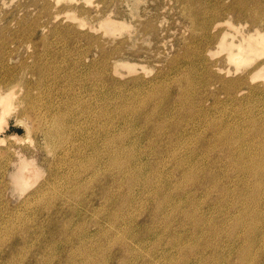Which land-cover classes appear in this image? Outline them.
<instances>
[{
    "label": "rangeland",
    "instance_id": "1",
    "mask_svg": "<svg viewBox=\"0 0 264 264\" xmlns=\"http://www.w3.org/2000/svg\"><path fill=\"white\" fill-rule=\"evenodd\" d=\"M247 1L245 7H241L234 0H0V87L5 89L13 83L15 88L10 116L7 122H3L6 126L1 131L2 136L7 138V144L0 147L1 152L6 154L0 159V263L264 264V69L256 70V63L236 72L235 64L226 56V50L218 47L214 36L218 31L214 26L217 18L220 24H224L221 36L234 37L236 42H240L242 32L255 33L258 28L264 33V0ZM106 17L113 19L115 29L111 30L103 23ZM39 60L48 69L35 74L32 67H37ZM8 70L16 75L14 79L4 80L2 76ZM228 70L231 71L228 73ZM250 70L252 80L249 79ZM42 74L48 87L41 92L42 85L36 88L35 84L42 79ZM237 83L238 86L234 87ZM26 86L31 87L33 96L41 93L38 95L41 97L35 109L30 107L22 111L19 101ZM49 103L56 106L59 112L52 110L54 113L51 114L47 110ZM55 112L59 114L54 116L58 120L53 117ZM102 112H106V116ZM83 113L92 115V119H86ZM19 117L26 120L31 131L17 122ZM55 120L60 125L55 124ZM101 122L108 126L110 153L116 155L115 162L109 161V156L104 153L106 142L100 130ZM61 137L65 141L68 161L63 165L58 163L59 155L51 153ZM92 140L99 150L92 148ZM9 147L13 156L11 159L7 155ZM14 150H20L32 165L42 170L43 176L38 181L32 177L31 168L26 170L31 172L28 176L32 186L24 192L12 183L11 172L18 159V154L12 153ZM240 154H244L241 159L238 157ZM103 158L107 160L102 163ZM243 166L246 168L243 169ZM40 184L43 185L42 191H37L36 187ZM47 196L50 200L46 199ZM240 211L243 214L246 212L245 216ZM20 228L22 232L18 230ZM4 243H7L6 246ZM47 258L48 261L45 260Z\"/></svg>",
    "mask_w": 264,
    "mask_h": 264
},
{
    "label": "bare ground",
    "instance_id": "2",
    "mask_svg": "<svg viewBox=\"0 0 264 264\" xmlns=\"http://www.w3.org/2000/svg\"><path fill=\"white\" fill-rule=\"evenodd\" d=\"M209 2V1H208ZM246 2H248L247 0H234V3H237V4H239V5H241V7L242 6H244L245 7V5H246ZM258 2H260V1H258ZM207 6V5H206ZM240 7V8H241ZM222 9V8H221ZM219 10V9H218ZM244 10V9H243ZM263 14V13H262ZM205 16V15H204ZM249 16V15H248ZM207 17V16H206ZM204 18V17H203ZM189 19H192V17L191 18H189ZM194 19V18H193ZM196 19V18H195ZM250 19V18H249ZM210 20V19H209ZM216 20V22H215V27H216V29L218 30L216 33H214V36L217 38V43H218V47H220L221 49H224V50H226V56L228 57V59L231 61V62H233L234 64H235V71L236 72H238V71H241V70H243L244 68H250V67H253L252 65H254V64H256L257 63V65L254 67V68H256V70L257 69H260V71L261 70H263L264 69V33H261L260 31H259V29L257 28L256 29V31H255V33H241V38H240V42H236V40L234 39V37L233 38H227V37H225L224 35L223 36H221V32L223 31V25L224 24H220V21L218 20V18L217 19H215ZM103 23H105L106 24V26L107 27H109L111 30L112 29H115L116 28V23L113 21V19L111 18V17H106V18H104L103 20ZM192 22V21H191ZM197 22V21H196ZM202 22V21H201ZM203 22H204V20H203ZM202 22V23H203ZM194 23V22H193ZM212 23V22H211ZM204 25H206V24H204ZM38 26V25H37ZM209 26V25H208ZM211 26V25H210ZM40 27V26H39ZM204 27V26H203ZM207 27V26H206ZM33 28V27H32ZM62 28V27H61ZM36 29V28H35ZM58 29H59V26H58ZM202 29V28H201ZM206 29V28H205ZM254 29V28H253ZM33 30V29H32ZM66 30V29H65ZM204 30V29H203ZM208 30V29H207ZM114 31V30H113ZM62 32V31H61ZM212 32V31H211ZM36 33V32H35ZM65 33V32H64ZM31 34H33L32 32H31ZM71 35V34H70ZM69 35V36H70ZM208 35V34H207ZM33 36H34V34H33ZM213 35H212V37H214ZM71 37H72V35H71ZM214 37V38H215ZM30 40H33V39H30ZM211 40V39H210ZM212 42V41H211ZM210 44V43H209ZM208 46V45H207ZM201 53V52H200ZM44 54V53H43ZM45 55V54H44ZM201 55V54H200ZM200 55H199V57H200ZM203 55V54H202ZM76 57V56H75ZM42 58V57H41ZM44 58V57H43ZM104 59V58H103ZM43 60V59H42ZM105 60V59H104ZM40 61V60H39ZM65 61V60H64ZM120 61H122V60H120ZM227 62V61H226ZM54 64V63H53ZM3 66V65H2ZM57 66V65H56ZM50 67V66H49ZM105 67V66H104ZM103 67V68H104ZM107 67V66H106ZM51 68V67H50ZM206 68H207V66H206ZM254 68H252V69H254ZM48 68H46V67H44V65H43V63L40 61V62H38V65H37V67L36 66H34V67H32V71L35 73V74H38V73H42V72H44V71H46ZM56 69V68H55ZM208 69V68H207ZM212 69V68H211ZM217 69V68H216ZM245 69V70H246ZM52 70V69H51ZM104 71V70H103ZM231 70H228V73L230 72ZM251 71L252 70H250V73H249V79L250 80H252V78H251ZM105 72V71H104ZM106 73V72H105ZM43 74H45V73H43ZM42 74V79L38 82V83H36L35 84V87L36 88H38V86L39 85H42V87L40 88L41 89V92H42V90L43 89H45V90H47V87H48V85H47V87H46V78H45V76ZM107 74V73H106ZM219 75V74H218ZM247 75V74H246ZM16 75L15 74H13V72H11V71H6V73L4 74V76H2L3 78H4V80H7V79H10V78H12V79H14V77H15ZM102 76V75H101ZM100 76V77H101ZM226 76V75H225ZM244 76V75H243ZM56 78V77H55ZM220 78H222L221 76H220ZM241 78H243V77H241ZM99 79H101V78H99ZM137 79V78H136ZM239 79V78H238ZM56 80H58V78L56 79ZM103 80V79H102ZM211 80H213L212 78H211ZM220 80V79H219ZM242 80V79H241ZM249 80V81H250ZM9 81V80H8ZM15 81V80H14ZM18 81V80H17ZM105 81V80H104ZM104 81H102V82H104ZM241 82V81H240ZM2 83V82H1ZM96 83V82H95ZM155 83V82H154ZM207 83V82H206ZM220 83V82H219ZM218 83V84H219ZM245 83V82H244ZM3 84V83H2ZM13 84V83H12ZM12 84H9L8 85V87L7 88H5V89H2L1 87V89H0V147L2 146V145H6L7 144V138L6 137H4V136H2V134H1V131H3V128H4V126H6L5 124L3 125V122L5 121V122H7V117L8 116H10V109H11V106L13 105V95L15 96V88H14V84L12 85ZM98 84H99V82H98ZM134 84V83H133ZM137 84V83H136ZM139 84V83H138ZM144 84V83H143ZM211 84V83H210ZM221 84H223V83H221ZM246 84V83H245ZM249 84V83H248ZM11 85V86H10ZM51 85V84H50ZM208 85V84H207ZM226 85V84H225ZM229 85V84H228ZM232 85L233 84H231L230 85V87L232 88ZM241 85V84H240ZM95 86V85H94ZM161 86V85H160ZM221 86V85H220ZM238 86V83L237 84H234V87H237ZM244 86V85H243ZM136 87V86H135ZM143 87V86H142ZM224 87V86H223ZM226 87V86H225ZM242 87V86H241ZM252 87V86H251ZM255 87V86H254ZM105 88V87H104ZM107 88V87H106ZM164 88H165V85H164ZM227 88H229V87H227ZM249 88V87H248ZM136 89V88H135ZM237 89V88H236ZM258 89V88H257ZM100 90V89H99ZM236 91V90H235ZM250 91V90H249ZM70 92V91H69ZM103 92H104V90H103ZM128 92V91H127ZM151 92V91H150ZM153 92V91H152ZM40 93V92H39ZM102 93V92H101ZM100 93V94H101ZM105 93V92H104ZM154 93H155V91H154ZM41 94V93H40ZM40 94H37L36 96H33L32 95V93H31V87H28V86H26V90H25V92H24V94H23V97L21 98V100L19 101L20 102V104H22V111H25V110H28L30 107H33L34 108V106H36V104H37V102H38V100H39V98L41 97H38V95H40ZM45 94V93H44ZM106 94V93H105ZM104 94V95H105ZM132 94V93H131ZM136 95V94H135ZM47 96H49V95H47ZM161 96V95H160ZM263 96V95H262ZM53 97V96H52ZM140 97V96H139ZM44 98V97H43ZM42 98V99H43ZM76 98V97H75ZM99 98V97H98ZM120 98V97H119ZM83 99V98H82ZM106 99V98H105ZM133 99V98H132ZM50 100V99H49ZM62 100V99H61ZM139 100V99H138ZM153 100V99H152ZM258 100V99H257ZM257 100H255V101H257ZM260 100V99H259ZM43 101V100H42ZM41 101V102H42ZM84 101V100H83ZM97 101V100H96ZM101 101V100H100ZM103 101V100H102ZM104 101H106V100H104ZM127 101V100H126ZM52 102V101H51ZM85 102V101H84ZM160 102V101H159ZM53 103V102H52ZM52 103H49V105H48V111L52 114V112L53 111H56L57 109H55L56 108V106H54ZM158 103V102H157ZM258 103H259V101H258ZM19 104V105H20ZM56 104V103H55ZM132 104V103H131ZM160 104V103H159ZM18 105V104H17ZM44 105V104H43ZM124 105V104H123ZM59 106V105H58ZM94 106V105H93ZM99 106V105H98ZM102 106V105H101ZM100 106V107H101ZM58 108H60V107H58ZM74 108V107H73ZM35 109V108H34ZM66 109V108H65ZM69 109V108H68ZM84 109V108H83ZM33 110V109H32ZM40 110V109H39ZM42 110V109H41ZM53 110V111H52ZM85 110V109H84ZM142 110V109H141ZM58 111V110H57ZM70 111V110H69ZM125 111V110H124ZM36 112V111H35ZM44 112H45V110H44ZM47 112V111H46ZM59 112V111H58ZM66 112V111H65ZM64 112V113H65ZM89 112H91V111H89ZM138 112V111H137ZM136 112V113H137ZM30 113V112H29ZM54 113V112H53ZM69 113V112H68ZM67 113V114H68ZM102 113H104L103 115L104 116H106V112H102ZM132 113V112H131ZM39 114H40V112H39ZM42 114V113H41ZM44 114V113H43ZM63 114V113H62ZM61 114V115H62ZM86 114V113H85ZM84 113H83V116L84 117H86V119L88 118V120H91L92 118H91V116H90V114H86L85 115ZM127 114V113H126ZM34 115V114H33ZM55 115H57L56 114V112H55V114L53 115V117L55 116ZM59 115V114H58ZM57 115V116H58ZM65 115V114H64ZM73 115V114H72ZM71 115V116H72ZM102 115V114H101ZM47 116V115H46ZM49 116H51V115H49ZM66 116V115H65ZM68 116V115H67ZM98 116V115H97ZM153 116V115H152ZM36 117V116H35ZM34 117V118H35ZM52 117V116H51ZM60 117H62V116H60ZM96 117V116H95ZM39 118V117H38ZM37 118V119H38ZM78 118H80L79 116H78ZM107 118V117H106ZM109 118H110V116H109ZM255 118V117H254ZM43 119V118H42ZM47 119V118H46ZM54 119H56V120H58V117H54ZM99 119V118H98ZM104 119V118H103ZM113 119V118H112ZM145 119V118H144ZM56 120L54 121V122H56ZM63 120V119H62ZM66 120V119H65ZM101 120V119H100ZM106 120V119H105ZM221 120V119H220ZM257 120V119H256ZM48 121H49V119H48ZM64 121V120H63ZM73 121V120H72ZM108 121V120H107ZM130 121V120H129ZM162 121V120H161ZM4 122V123H5ZM17 122H19L20 123V125H22V126H25L24 128H28L30 131H31V129H30V125H28V123L26 122V120L23 118V117H19L18 118V121ZM51 122H53V120H51ZM60 122V121H59ZM76 122V121H75ZM85 122H87V121H85ZM95 122V121H94ZM145 122V121H144ZM167 122V121H166ZM171 122V121H170ZM173 122H176V121H173ZM222 122V121H221ZM61 123H63V122H61ZM50 124V123H49ZM53 124V123H52ZM55 124H59L58 122H56ZM54 124V125H55ZM69 124V123H68ZM157 124H158V122H157ZM3 125V126H2ZM53 125V126H54ZM60 125V124H59ZM76 125H77V123H76ZM82 125V124H81ZM80 125V126H81ZM145 125V124H144ZM147 125V124H146ZM150 125V124H149ZM178 125V124H177ZM234 125V124H233ZM46 126V125H45ZM50 126H51V124H50ZM52 126V127H53ZM153 126V125H152ZM163 126V125H162ZM170 126V125H169ZM237 126V125H236ZM59 127V126H58ZM107 127L108 126H106V123H102L101 122V125H100V130L103 132L102 134H103V139H104V142H106V144H105V151H104V153L106 154V155H108L109 157H108V159H109V161H110V159L112 160L111 162H115L114 160H117V159H115L116 158V155L115 154H113V153H110V147L109 146H111V142L109 141V139H108V129H107ZM134 127V126H133ZM50 128V127H49ZM71 128V127H70ZM78 128V127H77ZM153 128H154V126H153ZM254 128L256 129V127L254 126ZM253 128V129H254ZM258 128V127H257ZM260 128H261V126H260ZM27 129V130H28ZM48 129V128H47ZM59 129V128H58ZM66 129H67V127H66ZM155 129V128H154ZM156 129H157V126H156ZM155 129V130H156ZM158 129H159V127H158ZM164 129V128H163ZM168 129V128H167ZM183 129V128H182ZM51 130V129H50ZM62 130H63V128H62ZM68 130V129H67ZM75 130V129H74ZM83 130H85V129H83ZM88 130V129H87ZM131 130V129H130ZM150 130V129H149ZM183 131V130H182ZM181 131V132H182ZM239 131H241V130H239ZM29 132V131H28ZM58 132V131H57ZM59 132H61V131H59ZM69 132V131H68ZM96 132H97V130H96ZM163 132V131H162ZM232 132V131H231ZM247 132V131H246ZM254 132V131H253ZM256 132H257V130H256ZM259 132L261 133V131L259 130ZM258 132V133H259ZM63 132H61V134H62ZM66 133V132H65ZM70 133H72V132H70ZM70 133H68V137H70L69 136V134ZM84 133H86L85 131H84ZM91 133V132H90ZM101 133V132H100ZM122 133V132H121ZM160 133V132H159ZM179 133V132H178ZM223 133V132H222ZM242 133V132H241ZM263 133V132H262ZM261 133V134H262ZM52 134V133H51ZM75 134V133H74ZM77 134V133H76ZM82 134H83V132H82ZM227 134H228V132H227ZM249 134V133H248ZM257 134V133H256ZM256 134H255V136H256ZM53 135V134H52ZM59 135V134H58ZM97 135V134H96ZM164 135V134H163ZM177 135V134H176ZM231 135V134H230ZM229 135V136H230ZM236 135V134H235ZM245 135V134H244ZM264 135V134H263ZM263 135H261V136H263ZM57 136V135H56ZM88 136V135H87ZM91 136V135H90ZM119 136V135H118ZM227 136V135H226ZM238 136V135H237ZM237 136H235L236 138H237ZM239 136H240V134H239ZM238 136V137H239ZM242 136V135H241ZM258 136V135H257ZM66 137V136H65ZM64 137V138H65ZM67 137V138H68ZM74 137V136H73ZM78 137V136H77ZM84 137H86V135L84 134ZM101 137V136H100ZM116 137V136H115ZM151 137V136H150ZM174 137H178V136H174ZM181 137V136H180ZM231 137V136H230ZM253 137V136H252ZM259 137V136H258ZM56 139H57V137H55ZM71 138H72V134H71ZM70 138V139H71ZM95 138V137H94ZM152 138V137H151ZM157 138V137H156ZM233 138V137H232ZM231 138V139H232ZM60 139V141L58 142V143H56V145L55 144H53V145H55V147H59L58 149H61L60 150V152L58 151V149L56 148H54L55 149V151H53L52 150V152H51V149H49L50 150V152L51 153H53V152H55L57 155H59L57 158H58V163L59 164H64V163H66V162H68L67 161V151H66V145H64L65 144V141H63V139H62V137L61 138H59ZM58 139V140H59ZM87 139H88V137H87ZM99 139V138H98ZM115 139V138H114ZM186 139V138H185ZM235 139V138H234ZM233 139V140H234ZM260 139V138H259ZM264 139V138H263ZM76 140V139H75ZM116 140V139H115ZM156 140V139H155ZM159 140V139H158ZM180 140V139H179ZM182 140V139H181ZM233 140H231V141H233ZM257 140V139H256ZM262 140V139H261ZM62 141H63V144H62ZM77 141V140H76ZM121 141V140H120ZM136 141V140H135ZM149 141V140H148ZM166 141H167V138H166ZM237 141H239V140H237ZM249 141V140H248ZM259 141V140H258ZM47 142H49V141H47ZM53 142V141H52ZM84 142V141H83ZM102 142V141H101ZM151 142V141H150ZM170 142V141H169ZM177 142H178V140H177ZM54 143H55V141H54ZM74 143V142H73ZM94 142H93V140H92V142H91V146H92V148L93 149H98V148H95L94 147V145L95 144H93ZM154 143V142H153ZM162 143V142H161ZM248 143V142H247ZM258 143V142H257ZM260 143H261V141H260ZM75 144V143H74ZM121 144V143H120ZM179 144H181V143H179ZM237 144V143H236ZM259 144V143H258ZM46 145V144H45ZM48 145V144H47ZM46 145V146H47ZM52 145V146H53ZM72 145V144H71ZM122 145V144H121ZM151 145H153V144H151ZM159 145H160V143H159ZM239 145H240V143H239ZM243 145H244V143H243ZM249 145V144H248ZM261 145V144H260ZM77 146V145H76ZM90 146V147H91ZM102 146V145H101ZM176 146H177V144H176ZM256 146V145H255ZM21 147V146H20ZM49 147V146H48ZM47 147V148H48ZM78 147V146H77ZM85 147V146H84ZM97 147H99V146H97ZM113 147V146H112ZM118 147V146H117ZM166 147H168V146H166ZM169 147H170V145H169ZM175 147V146H174ZM247 147V146H246ZM250 147H251V145H250ZM261 147V146H260ZM46 148V149H47ZM87 148V147H86ZM102 148V147H101ZM100 148V149H101ZM119 148V147H118ZM117 148V149H118ZM142 148V147H141ZM165 148V147H164ZM172 148V147H171ZM217 148V147H216ZM219 148V147H218ZM221 148V147H220ZM240 148H243V147H240ZM8 149V148H7ZM85 149V148H84ZM107 149V150H106ZM122 149H123V147H122ZM174 149V148H173ZM204 149H206V148H204ZM226 149V148H225ZM233 149V148H232ZM246 149V148H245ZM251 149V148H250ZM262 149V148H261ZM1 150H2V148L0 149V159L1 158H3V155H6L5 153H3V152H1ZM10 150H11V147H9V149L7 150L8 151V153H7V155L9 156L8 157V159H11L13 156L11 155V153H9L10 152ZM68 150V149H67ZM86 150V149H85ZM92 150V149H91ZM99 150V149H98ZM143 150V149H142ZM145 150V149H144ZM152 150V149H151ZM155 150V149H154ZM157 150V149H156ZM171 150V149H170ZM175 150V149H174ZM188 150V149H187ZM243 150V149H242ZM248 150V149H247ZM263 150V149H262ZM261 150V151H262ZM6 151V152H7ZM83 151V150H82ZM88 151V150H87ZM86 151V152H87ZM166 151V150H165ZM215 151V150H214ZM259 151V150H258ZM49 152V151H48ZM91 152V151H90ZM118 152V151H117ZM174 152V151H173ZM205 152V151H204ZM231 153H232V150L230 151ZM244 152V151H243ZM12 153H17L18 154V159L15 161V165H14V168H13V170H12V172H11V174H12V183L17 187V188H20V189H22V191L24 192L25 190H27V189H29L32 185L29 183L30 182V179H29V176H28V173H31L30 171H26L28 168H31L32 169V177L35 179V180H39L40 179V177H41V175H42V170L39 168V166H36V165H32L33 163L31 162V161H29V159H28V157L27 156H25V155H22L21 153H20V150H14V152H12ZM54 153V154H55ZM80 153H81V151H80ZM89 153V152H88ZM97 153V152H96ZM98 153H101V152H98ZM143 153H145V152H143ZM166 153H167V151H166ZM197 153V152H196ZM234 153V152H233ZM240 153H242L241 151H240ZM264 153V152H263ZM69 154V153H68ZM90 154V153H89ZM147 154H149V153H147ZM158 154V153H157ZM169 154V153H168ZM171 154V153H170ZM175 154V153H174ZM181 154V153H180ZM250 154H252V152H250ZM257 154V153H256ZM258 154H259V152H258ZM151 155H153V154H151ZM242 155H244V154H242ZM241 154L240 155H238V157L240 158V156H242ZM254 155V154H253ZM261 155H262V153H261ZM172 156H175V155H172ZM171 156V157H172ZM212 156V155H211ZM216 156H218V155H216ZM230 156V155H229ZM228 156V157H229ZM232 156V155H231ZM263 156V155H262ZM261 156V157H262ZM86 157V156H85ZM104 157V156H103ZM147 157V156H146ZM156 157V156H155ZM201 157V156H200ZM234 157V156H233ZM238 157H237V159H238ZM246 157V156H245ZM253 156H250V158H252ZM264 157V156H263ZM76 158V157H75ZM107 158V157H106ZM153 158V157H152ZM163 158V157H162ZM161 158V159H162ZM173 158V157H172ZM235 158V157H234ZM247 158V157H246ZM257 158V157H256ZM260 158V157H259ZM7 159V158H6ZM94 159V158H93ZM155 159V158H154ZM183 159V158H182ZM236 159V158H235ZM241 159V158H240ZM252 159H254V158H252ZM251 159V160H252ZM258 159V158H257ZM264 159V158H263ZM92 160V159H91ZM90 160V161H91ZM95 160V159H94ZM93 160V161H94ZM107 159H105V158H103V160H101V162L103 163V162H105ZM150 160V159H149ZM165 160V159H164ZM213 160V159H212ZM211 160V161H212ZM226 160V159H225ZM243 160H245L246 161V159L244 158ZM74 161V160H73ZM89 161V162H90ZM176 161V160H175ZM174 161V162H175ZM188 161V160H187ZM231 161H232V159H231ZM230 161V162H231ZM240 161V160H239ZM254 161V160H253ZM253 161H251V162H253ZM263 161V160H262ZM84 162V161H83ZM95 162V161H94ZM100 162V163H101ZM213 162V161H212ZM216 162V161H215ZM218 162V161H217ZM234 162V161H233ZM232 162V163H233ZM248 162V161H247ZM254 162H257V161H254ZM77 163V162H76ZM86 163V162H85ZM96 163V162H95ZM94 163V164H95ZM102 163H101V166H102ZM129 163V162H128ZM158 163V162H157ZM197 163V162H196ZM236 163V162H235ZM261 163V162H260ZM58 164V165H59ZM91 164V163H90ZM148 164V163H147ZM160 164V163H159ZM166 164V163H165ZM200 164V163H199ZM218 164V163H217ZM229 164V163H228ZM238 164V163H237ZM251 164V163H250ZM31 165V166H30ZM51 165V164H50ZM72 165V164H71ZM81 165H83L82 163H81ZM86 165H87V163H86ZM100 165V164H99ZM108 165V164H107ZM110 165V164H109ZM158 165V164H157ZM162 165H163V163H162ZM171 165V164H170ZM181 165H182V163H181ZM193 165V164H192ZM220 165V164H219ZM225 165V164H224ZM234 165V164H233ZM244 165V164H243ZM247 165V164H246ZM252 166H253V164H251ZM257 165V164H256ZM262 165V164H261ZM79 166V165H78ZM89 166V165H88ZM97 166V165H96ZM178 167H180L179 165H177ZM197 166V165H196ZM207 166V165H206ZM212 166V165H211ZM216 166V165H215ZM218 166V165H217ZM251 166V167H252ZM90 167H91V165H90ZM89 167V169H91ZM94 167V166H93ZM99 167V166H98ZM110 167V166H109ZM157 167V166H156ZM177 167V168H178ZM191 167V166H190ZM193 167V166H192ZM208 167V166H207ZM227 167V166H226ZM231 166H229V168H230ZM237 167H238V165H237ZM244 167V166H243ZM254 167H256V166H254ZM262 167V166H261ZM3 168V167H2ZM5 168V167H4ZM95 168V167H94ZM101 168V167H100ZM99 168V169H100ZM114 168V167H113ZM153 168V167H152ZM183 168V167H182ZM195 168V167H194ZM210 168V167H209ZM228 168V169H229ZM234 168V167H233ZM233 168H232V170H233ZM246 167H244L243 169H245ZM249 168V167H248ZM258 168H260V167H258ZM257 168V169H258ZM263 168H264V166H263ZM83 169V168H82ZM88 169V168H87ZM98 169V168H97ZM109 169V168H108ZM165 169V168H164ZM173 169V168H172ZM196 169H198V168H196ZM208 169V168H207ZM253 169H255V168H253ZM260 169H262V168H260ZM2 170V169H1ZM4 170V169H3ZM86 170V169H85ZM101 170V169H100ZM120 170V169H119ZM156 170H158V169H156ZM166 170V169H165ZM171 170V169H170ZM199 170V169H198ZM203 170V169H202ZM225 170V169H224ZM230 170V169H229ZM231 170V171H232ZM235 170H237V169H235ZM248 170H250V168L248 169ZM168 171V170H167ZM220 171V170H219ZM227 171V170H226ZM238 171H239V168H238ZM253 171H255V170H253ZM80 172V171H79ZM82 172V171H81ZM80 172V173H81ZM89 172V171H88ZM95 172V171H94ZM93 172V174H95ZM99 172H101V171H99ZM109 172V171H108ZM120 172V171H119ZM123 172V171H122ZM159 172V171H158ZM176 172V171H175ZM182 172V171H181ZM193 172H195V171H193ZM198 172V171H197ZM204 172H205V170H204ZM218 172V171H217ZM233 172V171H232ZM239 172H241V171H239ZM244 172V171H243ZM242 172V173H243ZM255 172H257V171H255ZM1 173V172H0ZM6 173V172H5ZM91 173H92V171H91ZM90 173V174H91ZM98 173V172H97ZM106 173V172H105ZM161 173V172H160ZM167 173V172H166ZM186 173V172H185ZM185 173H183V175L185 174ZM190 173V172H189ZM262 172H260V174H261ZM2 174V173H1ZM61 174V173H60ZM63 174V173H62ZM122 174V173H121ZM139 174V173H138ZM155 174H156V172H155ZM162 174V173H161ZM168 174V173H167ZM192 174V173H191ZM196 174V173H195ZM200 174V173H199ZM222 174V173H221ZM252 174V173H251ZM259 173H257L256 175H258ZM263 174V173H262ZM64 175V174H63ZM86 175H87V173H86ZM102 175V174H101ZM110 175V174H109ZM160 175V174H159ZM173 175V174H172ZM186 175V174H185ZM188 175V174H187ZM201 175V174H200ZM208 175V174H207ZM210 175V174H209ZM236 175H237V173H236ZM241 175V174H240ZM255 175V174H254ZM255 175V176H256ZM264 175V174H263ZM43 176V175H42ZM58 176H60V177H62V175H58ZM66 176V175H65ZM90 176V175H89ZM94 176V175H93ZM95 176H98V175H95ZM117 176V175H116ZM158 176V175H157ZM195 176H198V175H195ZM222 176V175H221ZM254 176V177H255ZM45 177V176H44ZM59 177V178H60ZM67 177V176H66ZM83 177V176H82ZM111 177V176H110ZM176 177V176H175ZM178 177V176H177ZM181 177V176H180ZM191 177V176H190ZM224 177V176H223ZM1 178V177H0ZM51 178V177H50ZM86 178H88V177H86ZM97 178V177H96ZM122 178V177H121ZM170 178V177H169ZM173 178V177H172ZM183 178V177H182ZM182 178H179V179H182ZM199 178V177H198ZM202 178V177H201ZM214 178V177H213ZM230 178V177H229ZM233 178V177H232ZM244 178V177H243ZM250 178V177H249ZM260 178V177H259ZM46 179L48 180L49 179V177H46ZM75 179V178H74ZM84 179V178H83ZM93 179V178H92ZM104 179V178H103ZM134 179H135V177H134ZM158 179V178H157ZM163 179H164V177H163ZM168 179V178H167ZM209 179V178H208ZM242 179V178H241ZM80 180H81V178H80ZM79 180V181H80ZM90 180V179H89ZM150 180V179H149ZM159 180V179H158ZM169 180V179H168ZM176 180V179H175ZM210 180V179H209ZM217 180V179H216ZM225 180V179H224ZM262 180V179H261ZM61 181V180H60ZM112 181V180H111ZM135 181L136 180H134V183H135ZM140 181V180H139ZM141 181H144V180H141ZM173 181V180H172ZM182 181V180H181ZM189 181V180H188ZM203 181V180H202ZM205 181H206V179H205ZM219 181V180H218ZM237 181V180H236ZM257 181V180H256ZM264 181V180H263ZM3 182V181H2ZM52 182H54V181H52ZM51 182V183H52ZM66 182V181H65ZM87 182V181H86ZM89 182H91V181H89ZM130 182V181H129ZM154 182V181H153ZM170 182V181H169ZM179 182V181H178ZM212 182V181H211ZM214 182H215V180H214ZM213 182V183H214ZM217 182V181H216ZM224 182V181H223ZM246 182V181H245ZM259 182V181H258ZM262 182V181H261ZM6 183V182H5ZM49 183V182H48ZM61 183V182H60ZM76 183V182H75ZM80 183V182H79ZM102 183V182H101ZM119 183V182H118ZM128 183V182H127ZM139 183V182H138ZM147 183V182H146ZM173 183V182H172ZM175 183V182H174ZM180 183V182H179ZM199 183V182H198ZM217 183H219V182H217ZM220 183H221V181H220ZM233 183H234V181H233ZM248 183H250V182H248ZM252 183V182H251ZM250 183V184H251ZM253 183H254V181H253ZM3 184V183H2ZM7 184V183H6ZM9 184V183H8ZM43 184V183H42ZM42 184H40V185H38V187H36L37 189V191H38V189L39 190H41V188H42ZM55 184V183H54ZM90 184V183H89ZM129 184V183H128ZM163 184V183H162ZM189 184V183H188ZM197 184V183H196ZM224 184V183H223ZM242 184V183H241ZM240 184V185H241ZM259 184V183H258ZM68 185H70V184H68ZM71 185H72V183H71ZM75 186H76V184H74ZM86 185H88V184H86ZM130 185V184H129ZM146 185V184H145ZM151 185V184H150ZM164 185H166V184H164ZM175 185H176V183H175ZM185 185V184H184ZM183 185V186H184ZM192 185V184H191ZM200 185V184H199ZM212 185V184H211ZM226 185V184H225ZM230 185V184H229ZM243 185V184H242ZM7 186V185H6ZM81 186V185H80ZM90 186V185H89ZM132 186V185H131ZM179 186V185H178ZM217 186V185H216ZM235 186V185H234ZM239 186V185H238ZM246 186V185H245ZM255 186V185H254ZM254 186H253V188H254ZM257 186V185H256ZM255 186V187H256ZM261 186V185H260ZM1 187V186H0ZM5 187V186H4ZM8 187V186H7ZM54 187V186H53ZM70 187V186H69ZM72 187V186H71ZM78 187V186H77ZM82 187V186H81ZM110 187V186H109ZM144 187V186H143ZM170 187H171V184H170ZM169 187V188H170ZM174 188H175V186H173ZM197 187H198V185H197ZM206 187V186H205ZM250 187V186H249ZM264 187V186H263ZM48 188V187H47ZM51 188V187H50ZM49 188V189H50ZM55 188V187H54ZM59 188V186L57 187V189ZM79 188V187H78ZM168 188V187H167ZM173 188V189H174ZM178 188V187H177ZM213 188H214V186H213ZM247 188V187H246ZM257 188V187H256ZM259 188V187H258ZM1 189V188H0ZM56 189V188H55ZM64 189V188H63ZM94 189V188H93ZM119 189V188H118ZM171 189V188H170ZM207 189V188H206ZM212 189V188H211ZM247 189H249V188H247ZM252 189V188H251ZM264 189V188H263ZM3 190V189H2ZM7 190V189H6ZM58 190H60V189H58ZM57 190V191H58ZM75 190H76V188H75ZM82 190L83 189H81V192H82ZM89 190V189H88ZM155 190V189H154ZM167 190V189H166ZM258 190V189H257ZM261 190V189H260ZM42 191V190H41ZM53 191V190H52ZM57 191H56V193H57ZM65 191V190H64ZM78 191H80V189L78 190ZM77 191V192H78ZM107 191V190H106ZM168 191H169V189H168ZM172 191V190H171ZM177 190H175L174 192H176ZM181 191V190H180ZM183 191V190H182ZM196 191V190H195ZM212 191V190H211ZM223 191V190H222ZM232 191H233V189H232ZM236 191V190H235ZM74 192V191H73ZM93 192V191H92ZM91 192V193H92ZM149 192V191H148ZM154 192V191H153ZM161 192V191H160ZM170 192V191H169ZM231 192V191H230ZM229 192V193H230ZM234 192V191H233ZM240 192V191H239ZM238 192V193H239ZM242 192V191H241ZM256 192H258V191H256ZM35 193V192H34ZM48 193V192H47ZM54 193V192H53ZM60 193V192H59ZM71 193V192H70ZM90 193V192H89ZM94 193V192H93ZM163 193V192H162ZM225 193H226V191H225ZM236 193V192H235ZM248 193V192H247ZM260 193V192H259ZM4 194V193H3ZM40 194V193H39ZM45 194V193H44ZM52 194V193H51ZM50 194V196H52ZM95 194V193H94ZM157 194V193H156ZM173 194V193H172ZM177 194V193H176ZM185 194V193H184ZM219 194H221V192L219 193ZM218 194V195H219ZM223 194V193H222ZM228 194V193H227ZM37 195V194H36ZM47 195H49V193L47 194ZM72 195V194H71ZM74 195V194H73ZM81 195V194H80ZM234 195V194H233ZM232 195V196H233ZM248 195V194H247ZM251 195H253V194H251ZM263 195V194H262ZM38 196V195H37ZM54 196H56V195H54ZM61 196V195H60ZM77 196V195H76ZM104 196V195H103ZM155 196V195H154ZM168 196V195H167ZM173 196H175V194L173 195ZM172 196V197H173ZM225 196H227V195H225ZM32 197V196H31ZM30 197V198H31ZM36 197V196H35ZM44 197V196H43ZM74 197V196H73ZM78 197V196H77ZM76 197V198H77ZM84 197V196H83ZM162 198H163V196H161ZM165 197V196H164ZM176 197V196H175ZM181 197V196H180ZM187 197V196H186ZM241 197V196H240ZM30 198H28V199H30ZM38 198H40V197H38ZM49 197L47 196V198L46 199H48ZM54 198V197H53ZM52 198V199H53ZM57 198H58V196H57ZM65 198V197H64ZM68 198V197H67ZM70 198H71V196H70ZM88 198V197H87ZM108 198V197H107ZM148 198V197H147ZM256 198V197H255ZM261 198V197H260ZM41 199H42V197H41ZM74 199V198H73ZM115 199V198H114ZM131 199V198H130ZM153 199V198H152ZM179 199V198H178ZM182 199V198H181ZM180 199V200H181ZM223 199V198H222ZM37 200V199H36ZM49 200H50V198H49ZM48 200V201H49ZM57 201H58V199H56ZM60 200V199H59ZM66 200H68V199H66ZM71 200V199H70ZM87 200V199H86ZM110 200V199H109ZM112 200V199H111ZM116 200V199H115ZM158 200V199H157ZM167 200H168V198H167ZM170 200V199H169ZM187 200V199H186ZM224 200V199H223ZM227 200V199H226ZM253 200V199H252ZM263 200V199H262ZM24 201V200H23ZM26 201V200H25ZM28 201V200H27ZM39 201V200H38ZM47 201V200H46ZM74 201V200H73ZM155 201V200H154ZM166 201V200H165ZM182 201V200H181ZM200 201V200H199ZM219 201V200H218ZM232 201V200H231ZM240 201V200H239ZM254 201V200H253ZM257 201V200H256ZM29 202V201H28ZM34 202V201H33ZM43 202V201H42ZM82 202V201H81ZM105 202H107V199L105 200ZM131 202V201H130ZM160 202V201H159ZM158 202V203H159ZM168 202V201H167ZM176 202V201H175ZM221 202V201H220ZM228 202V201H227ZM234 202V201H233ZM237 202H238V199H237ZM245 202V201H244ZM249 202V201H248ZM22 203V202H21ZM32 203V202H31ZM30 203V204H31ZM46 203V202H45ZM99 203V202H98ZM123 203V202H122ZM147 203V202H146ZM155 203V202H154ZM161 203V202H160ZM169 203V202H168ZM177 203V202H176ZM175 203V204H176ZM180 203V202H179ZM197 203V202H196ZM212 203V202H211ZM215 203V202H214ZM225 203V202H224ZM236 203V202H235ZM261 203V202H260ZM36 204V203H35ZM38 204H40V203H38ZM69 204V203H68ZM75 204V203H74ZM89 204V203H88ZM92 204V203H91ZM145 204V203H144ZM182 204V203H181ZM188 204V203H187ZM191 204V203H190ZM217 204V203H216ZM221 204V203H220ZM241 204V203H240ZM239 204V205H240ZM247 203L245 202V205H246ZM254 204V203H253ZM263 204V203H262ZM4 205V204H3ZM18 205V204H17ZM22 205V204H21ZM27 205V204H26ZM52 205V204H51ZM76 205V204H75ZM94 205V204H93ZM98 205V204H97ZM96 205V206H97ZM108 205V204H107ZM128 205V204H127ZM136 205V204H135ZM147 205V204H146ZM179 205V204H178ZM198 205V204H197ZM229 205V204H228ZM238 205V206H239ZM257 205V204H256ZM28 206V205H27ZM33 206V205H32ZM35 206V205H34ZM39 206H42V205H39ZM43 206H45V205H43ZM63 206V205H62ZM86 206V205H85ZM165 206V205H164ZM167 206V205H166ZM172 206V205H171ZM176 206V205H175ZM205 206V205H204ZM213 206V205H212ZM218 206V205H217ZM224 206V205H223ZM231 206V205H230ZM229 206V207H230ZM232 206H234V205H232ZM237 206V205H236ZM235 206V207H236ZM22 207V206H21ZM48 207V206H47ZM59 207V206H58ZM72 207V206H71ZM74 207V206H73ZM100 207V206H99ZM108 207V206H107ZM114 207V206H113ZM116 207V206H115ZM140 207H142V206H140ZM147 207V206H146ZM152 207V206H151ZM170 207V206H169ZM192 207V206H191ZM190 207V208H191ZM195 207V206H194ZM245 207V206H244ZM33 208V207H32ZM37 208V207H36ZM41 208H43V207H41ZM56 208V207H55ZM65 208V207H64ZM70 208V207H69ZM87 208V207H86ZM105 208V207H104ZM103 208V209H104ZM148 208V207H147ZM167 208V207H166ZM172 208V207H171ZM178 208H179V206H178ZM193 208V207H192ZM197 208V207H196ZM200 208V207H199ZM209 208V207H208ZM222 208V207H221ZM225 208V207H224ZM237 208V207H236ZM252 208V207H251ZM257 208V207H256ZM7 209V208H6ZM9 209V208H8ZM34 209V208H33ZM109 209V208H108ZM121 209H122V207H121ZM142 209V208H141ZM158 209V208H157ZM165 209V208H164ZM174 209V208H173ZM183 209H184V207H183ZM182 209V210H183ZM186 209V208H185ZM201 209V208H200ZM238 210H239V207L237 208ZM245 209V208H244ZM243 209V210H244ZM253 209V208H252ZM45 210V209H44ZM47 210V209H46ZM61 210V209H60ZM70 210H72V209H70ZM76 210V209H75ZM87 210V209H86ZM100 210V209H99ZM106 210V209H105ZM188 210H189V208H188ZM194 210V209H193ZM203 210V209H202ZM209 210H211V209H209ZM221 210V209H220ZM219 210V211H220ZM226 210V209H225ZM249 210H250V208H249ZM254 210V209H253ZM253 210H252V213H253ZM257 210V209H256ZM259 210V209H258ZM3 211V210H2ZM8 211H11V210H8ZM25 211V210H24ZM27 211V210H26ZM81 211V210H80ZM102 211V210H101ZM100 211V212H101ZM116 211V210H115ZM120 211V210H119ZM142 211V210H141ZM160 211H161V209H160ZM166 211V210H165ZM164 211V212H165ZM187 211V210H186ZM204 211V210H203ZM229 211V210H228ZM235 211V210H234ZM245 211V210H244ZM247 211V210H246ZM38 212V211H37ZM66 212V211H65ZM71 212V211H70ZM75 212V211H74ZM86 212V211H85ZM171 212V211H170ZM241 212V211H240ZM249 212H251V211H249ZM20 213V212H19ZM43 213V212H42ZM47 213V212H46ZM57 213V212H56ZM67 213V212H66ZM99 213V212H98ZM104 213V212H103ZM111 213V212H110ZM129 213V212H128ZM153 213V212H152ZM173 213V212H172ZM184 213V212H183ZM186 213H189V212H186ZM195 213V212H194ZM202 213V212H201ZM222 213V212H221ZM226 213V212H225ZM236 213V212H235ZM242 213V212H241ZM3 214V213H2ZM14 214H15V212H14ZM21 214V213H20ZM23 214V213H22ZM29 214V213H28ZM119 214V213H118ZM139 214V213H138ZM143 214V213H142ZM146 214H147V212H146ZM155 214V213H154ZM178 214V213H177ZM181 214V213H180ZM203 214V213H202ZM206 214H207V211H206ZM228 214V213H227ZM243 214V213H242ZM245 214H246V212H245ZM245 214H243L244 216H245ZM249 215H251L250 213H248ZM255 214V213H254ZM12 215H13V213H12ZM16 215V214H15ZM40 215V214H39ZM52 215V214H51ZM63 215H64V213H63ZM75 215V214H74ZM87 215V214H86ZM101 215H102V213H101ZM113 215V214H112ZM115 215V214H114ZM149 215V214H148ZM167 215H169V213L167 214ZM184 215V214H183ZM188 215V214H187ZM237 215V214H236ZM253 215V214H252ZM10 216V215H9ZM24 216V215H23ZM26 216V215H25ZM89 216V215H88ZM87 216V217H88ZM116 216H118V215H116ZM158 216H159V214H158ZM166 216V215H165ZM178 216V215H177ZM193 216V215H192ZM220 216V215H219ZM218 216V217H219ZM240 216V215H239ZM2 217V216H1ZM0 217V218H1ZM40 217V216H39ZM45 217V216H44ZM53 217V216H52ZM55 217V216H54ZM65 217V216H64ZM120 217V216H119ZM132 217V216H131ZM139 217V216H138ZM184 217V216H183ZM204 217V216H203ZM211 217V216H210ZM221 217V216H220ZM226 217V216H225ZM228 217V216H227ZM247 217V216H246ZM10 218H12V217H10ZM20 218V217H19ZM27 218V217H26ZM37 218V217H36ZM73 218V217H72ZM91 218V217H90ZM101 218V217H100ZM115 218V217H114ZM158 218V217H157ZM167 218H169V217H167ZM176 218V217H175ZM174 218V219H175ZM234 218V217H233ZM248 218V217H247ZM253 218V217H252ZM259 218V217H258ZM18 219V218H17ZM28 219V218H27ZM29 219H31L30 217H29ZM46 219V218H45ZM49 219V218H48ZM70 219H71V217H70ZM70 219H69V221H70ZM85 219H86V217H85ZM120 219V218H119ZM129 219H130V217H129ZM171 219V218H170ZM182 219V218H181ZM184 219V218H183ZM189 219H192V218H190L189 217ZM219 219V218H218ZM231 219V218H230ZM239 219V218H238ZM2 220V219H1ZM4 220H5V218H4ZM7 220V219H6ZM13 220V219H12ZM19 220V219H18ZM17 220V221H18ZM36 220H38V219H36ZM44 220V219H43ZM51 220V219H50ZM74 220V219H73ZM102 220H104L103 218H102ZM110 220H111V218H110ZM117 220V219H116ZM133 220V219H132ZM162 220V219H161ZM180 220V219H179ZM198 220H199V218H198ZM211 220V219H210ZM13 221H15V220H13ZM13 221H11L12 223H13ZM22 221H23V219H22ZM41 221V220H40ZM47 221V220H46ZM46 221H45V223H46ZM53 221V220H52ZM89 221H91V220H89ZM95 221V220H94ZM96 221H97V219H96ZM96 221H95V224H96ZM99 221V220H98ZM139 221V220H138ZM192 221H194V220H192ZM241 221V220H240ZM257 221V220H256ZM73 222V221H72ZM88 222V221H87ZM119 222V221H118ZM131 222V221H130ZM162 222L164 223V221L162 220ZM223 222V221H222ZM225 222V221H224ZM228 222V221H227ZM235 222V221H234ZM238 222H239V220H238ZM1 223V222H0ZM17 223V222H16ZM16 223L14 224L15 226H16ZM21 223V222H20ZM23 223H25V222H23ZM28 223H29V221H28ZM44 223V224H45ZM52 223V222H51ZM82 223V222H81ZM93 223V222H92ZM100 223V222H99ZM98 223V224H99ZM145 223V222H144ZM156 223H159V222H156ZM203 223V222H202ZM218 223V222H217ZM242 223V222H241ZM10 224V223H9ZM33 224V223H32ZM71 224V223H70ZM85 224H86V222H85ZM162 224V223H161ZM180 224H182V223H180ZM183 224H185V223H183ZM192 224V223H191ZM198 224V223H197ZM232 224V223H231ZM240 224V223H239ZM5 226H8V224L6 225V224H4ZM11 225V224H10ZM20 225V224H19ZM78 225V224H77ZM83 225H84V223H83ZM82 225V226H83ZM87 225V224H86ZM89 225V224H88ZM87 225V226H88ZM106 225V224H105ZM112 225V224H111ZM155 225V224H154ZM171 225V224H170ZM214 225V224H213ZM229 225V224H228ZM254 225H256V224H254ZM36 226V225H35ZM40 226V225H39ZM44 226V225H43ZM43 226H41V227H43ZM48 226V225H47ZM71 226V225H70ZM101 226V225H100ZM118 226H119V224H118ZM125 226H127V225H125ZM130 226V225H129ZM148 226V225H147ZM178 226V225H177ZM187 226V225H186ZM189 226V225H188ZM196 226V225H195ZM200 226V225H199ZM205 226V225H204ZM216 226V225H215ZM225 226V225H224ZM241 226V225H240ZM18 227V226H17ZM22 227V226H21ZM27 227V226H26ZM25 227V228H26ZM37 227H38V225H37ZM69 227V226H68ZM74 227V226H73ZM80 228H81V224H80V226H79ZM91 227V226H90ZM101 227H103V226H101ZM120 227V226H119ZM168 227V226H167ZM206 227L207 226H205V229H206ZM219 227V226H218ZM238 226L236 225V228H237ZM254 227V226H253ZM11 228H14V226L13 227H11ZM36 228V227H35ZM44 228V227H43ZM55 228V227H54ZM61 229L62 228H64L65 229V227H60ZM59 228V229H60ZM78 228V227H77ZM98 228V227H97ZM130 228V227H129ZM145 228V227H144ZM191 228V227H190ZM192 228H193V226H192ZM191 228V229H192ZM199 228V227H198ZM202 228V227H201ZM204 228V227H203ZM212 228V227H211ZM230 228V227H229ZM228 228V229H229ZM16 229V228H15ZM42 229V228H41ZM40 229V230H41ZM63 229V230H64ZM67 229V228H66ZM105 229V228H104ZM111 229V228H110ZM147 229V228H146ZM215 229V228H214ZM231 229V228H230ZM240 229V228H239ZM254 229H255V227H254ZM9 230V229H8ZM18 230H21V228L20 229H18ZM24 230V229H23ZM28 230V229H27ZM32 230V229H31ZM84 230V229H83ZM108 230V229H107ZM128 230V229H127ZM132 230V229H131ZM143 230H145V229H143ZM157 230V229H156ZM202 230H204V229H202ZM208 230V229H207ZM238 230V229H237ZM5 231V230H4ZM13 231V230H12ZM30 231V230H29ZM43 231V230H42ZM65 231V230H64ZM80 231V230H79ZM167 231H169V230H167ZM173 231V230H172ZM19 232V231H18ZM21 232H22V230H21ZM62 232V231H61ZM101 232V231H100ZM164 232V231H163ZM209 232V231H208ZM222 232H223V230H222ZM228 232V231H227ZM0 233H1V231H0ZM60 233V232H59ZM79 233V232H78ZM108 233V232H107ZM17 234V233H16ZM20 234V233H19ZM33 234V233H32ZM39 234V233H38ZM54 234V233H53ZM61 234V233H60ZM62 234H63V232H62ZM69 234V233H68ZM123 234V233H122ZM241 234V233H240ZM251 234V233H250ZM18 235V234H17ZM17 235H15V236H17ZM30 235V234H29ZM36 235V234H35ZM34 235V236H35ZM58 235V234H57ZM80 235V234H79ZM88 235H89V233H88ZM99 235V234H98ZM178 235V234H177ZM224 235V234H223ZM45 236V235H44ZM81 236V235H80ZM86 236V235H85ZM93 236V235H92ZM97 236V235H96ZM104 236H106V235H104ZM112 236V235H111ZM168 236V235H167ZM202 236V235H201ZM204 236H205V234H204ZM207 236V235H206ZM226 236V235H225ZM247 236V235H246ZM31 237V236H30ZM42 237V236H41ZM51 237V236H50ZM64 237H66V236H64ZM79 237V236H78ZM98 237V236H97ZM200 237V236H199ZM250 237V236H249ZM24 238V237H23ZM27 238V237H26ZM47 238V237H46ZM60 238V237H59ZM206 238V237H205ZM25 239V238H24ZM24 239H23V241H24ZM31 239H33V238H31ZM41 239V238H40ZM50 239H52V238H50ZM49 239V240H50ZM65 239V238H64ZM83 239V238H82ZM91 239V238H90ZM157 239V238H156ZM193 239V238H192ZM199 239V238H198ZM78 240V239H77ZM86 240V239H85ZM93 240H95V239H93ZM101 240V239H100ZM112 240V239H111ZM191 240V239H190ZM203 240V239H202ZM204 240H206V239H204ZM2 241V240H1ZM21 241V240H20ZM27 241V240H26ZM33 241L35 242V240L33 239ZM45 241V240H44ZM68 241H70V240H68ZM89 241V240H88ZM92 241V240H91ZM122 241H124V240H122ZM158 241H159V239H158ZM182 241V240H181ZM184 241V240H183ZM218 241H219V239H218ZM251 241V240H250ZM263 241V240H262ZM46 242V241H45ZM55 242V241H54ZM84 242V241H83ZM82 242V243H83ZM100 242V241H99ZM157 242V241H156ZM160 242V241H159ZM178 242V241H177ZM189 242V241H188ZM194 242V241H193ZM197 242V241H196ZM205 242V241H204ZM12 243V242H11ZM33 243V242H32ZM42 243V242H41ZM185 243V242H184ZM183 243V244H184ZM209 243V242H208ZM212 243V242H211ZM250 243H253V242H250ZM2 244H3V242H2ZM7 244V243H6ZM6 244L4 243V245L6 246ZM9 244V243H8ZM26 244V243H25ZM53 244V243H52ZM90 244V243H89ZM92 244V243H91ZM95 244V243H94ZM196 244V243H195ZM24 245V244H23ZM32 245V244H31ZM46 245H47V243H46ZM71 245H72V243H71ZM74 245V244H73ZM160 245V244H159ZM158 245V246H159ZM204 245V244H203ZM234 245V244H233ZM254 245V244H253ZM253 245H251V246H253ZM12 246V245H11ZM26 246V245H25ZM42 246V245H41ZM45 246V245H44ZM70 246V245H69ZM78 246V245H77ZM89 246V245H88ZM99 246H101V245H99ZM187 246V245H186ZM193 246V245H192ZM195 246V245H194ZM198 246V245H197ZM208 246V245H207ZM250 246V245H249ZM21 247V246H20ZM54 247V246H53ZM66 247V246H65ZM143 247V246H142ZM156 247V246H155ZM169 247V246H168ZM174 247V246H173ZM211 247V246H210ZM6 248V247H5ZM9 248V247H8ZM14 248V247H13ZM23 248V247H22ZM31 248V247H30ZM35 248V247H34ZM41 248V247H40ZM46 248V247H45ZM51 248V247H50ZM49 248V249H50ZM68 248V247H67ZM70 248H72V247H70ZM84 248V247H83ZM121 248V247H120ZM129 248H131V247H129ZM152 248H153V246H152ZM238 248V247H237ZM240 248V247H239ZM1 249V248H0ZM27 249V248H26ZM39 249V248H38ZM44 249V248H43ZM47 249V248H46ZM69 249V248H68ZM76 249V248H75ZM78 249V248H77ZM137 249V248H136ZM171 249V248H170ZM187 249H188V247H187ZM223 249V248H222ZM225 249V248H224ZM259 249V248H258ZM3 250V249H2ZM34 250V249H33ZM42 250V249H41ZM87 250V249H86ZM122 250H123V248H122ZM125 250H126V248H125ZM144 250V249H143ZM147 250V249H146ZM149 250V249H148ZM221 250V249H220ZM46 251V250H45ZM52 251H53V249H52ZM112 251H114V250H112ZM118 251V250H117ZM155 251H157V250H155ZM263 251V250H262ZM3 252V251H2ZM1 252V253H2ZM25 252V251H24ZM23 252V253H24ZM47 252V251H46ZM64 252V251H63ZM76 252H78V251H76ZM108 252V251H107ZM122 252V251H121ZM178 252V251H177ZM18 253H19V250H18ZM66 253V252H65ZM71 253V252H70ZM73 253V252H72ZM83 253V252H82ZM172 253V252H171ZM255 253V252H254ZM48 254H50V253H48ZM81 254V253H80ZM147 254V253H146ZM199 254V253H198ZM243 254V253H242ZM24 255V254H23ZM34 255H35V252H34ZM65 255V254H64ZM76 255H77V253H76ZM86 255H87V253H86ZM192 255V254H191ZM190 255V256H191ZM4 256V255H3ZM15 256H18V255H16V253H15ZM25 256V255H24ZM51 256V255H50ZM60 256V255H59ZM67 256V255H66ZM74 256V255H73ZM89 256H90V254H89ZM149 256V255H148ZM220 256V255H219ZM5 257V256H4ZM23 257V256H22ZM48 257V256H47ZM52 257V256H51ZM147 257V256H146ZM153 257V256H152ZM171 257V256H170ZM17 258V257H16ZM21 258V257H20ZM25 258H26V256H25ZM24 258V259H25ZM34 258V257H33ZM39 258V257H38ZM41 258V257H40ZM54 258V257H53ZM61 258V257H60ZM165 258V257H164ZM177 258V257H176ZM249 258V257H248ZM48 259L49 258H47V259H45V260H47L48 261ZM51 259V258H50ZM55 259V258H54ZM62 259V258H61ZM68 259H71V258H68ZM90 259V258H89ZM159 259V258H158ZM0 260H2V259H0ZM8 260V259H7ZM11 260H13V259H11ZM35 260V259H34ZM43 260V259H42ZM44 260V261H45ZM109 260V259H108ZM117 260H118V257H117ZM126 260V259H125ZM128 260V259H127ZM172 260H173V258H172ZM238 260V259H237ZM17 261V260H16ZM37 261V260H36ZM62 261V260H61ZM91 261V260H90ZM137 261V260H136ZM147 261H149V260H147ZM174 261V260H173ZM4 262V261H3ZM24 262V261H23ZM30 262H32V261H30ZM72 262V261H71ZM86 262V261H85ZM103 262H105V261H103ZM107 262V261H106ZM118 262V261H117ZM152 262V261H151ZM158 262V261H157ZM216 262V261H215ZM16 263V262H15ZM21 263V262H20ZM43 263V262H42ZM87 263V262H86ZM89 263V262H88ZM0 264H2V263H0ZM6 264V263H5ZM9 264V263H8ZM18 264V263H17ZM35 264V263H34ZM41 264V263H40ZM74 264V263H73ZM81 264V263H80ZM84 264V263H83ZM146 264H148V263H146ZM149 264H150V262H149ZM181 264V263H180ZM220 264V263H219ZM247 264V263H246Z\"/></svg>",
    "mask_w": 264,
    "mask_h": 264
}]
</instances>
